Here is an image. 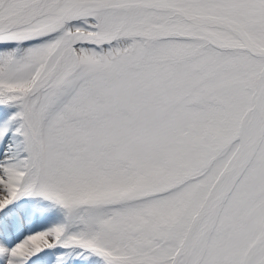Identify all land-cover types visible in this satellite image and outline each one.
<instances>
[{
	"label": "snow or ice",
	"instance_id": "snow-or-ice-1",
	"mask_svg": "<svg viewBox=\"0 0 264 264\" xmlns=\"http://www.w3.org/2000/svg\"><path fill=\"white\" fill-rule=\"evenodd\" d=\"M0 264H264V0H0Z\"/></svg>",
	"mask_w": 264,
	"mask_h": 264
}]
</instances>
